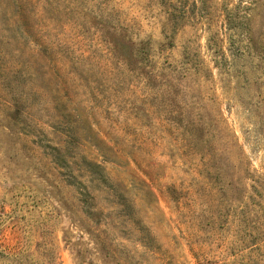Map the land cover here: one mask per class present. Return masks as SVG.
<instances>
[{
  "label": "rangeland",
  "instance_id": "374dc122",
  "mask_svg": "<svg viewBox=\"0 0 264 264\" xmlns=\"http://www.w3.org/2000/svg\"><path fill=\"white\" fill-rule=\"evenodd\" d=\"M0 264H264V0H0Z\"/></svg>",
  "mask_w": 264,
  "mask_h": 264
}]
</instances>
